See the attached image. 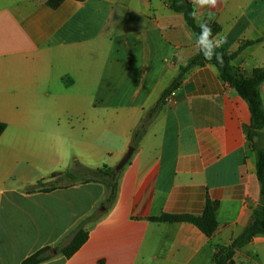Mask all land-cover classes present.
Segmentation results:
<instances>
[{"label": "crops", "instance_id": "0c3cea01", "mask_svg": "<svg viewBox=\"0 0 264 264\" xmlns=\"http://www.w3.org/2000/svg\"><path fill=\"white\" fill-rule=\"evenodd\" d=\"M0 0V264H213L258 204L256 157L246 140L247 104L214 66L189 70L120 171L112 205L97 183L27 191L72 161L114 169L144 112L197 40L167 0ZM196 25L216 23L220 46L245 71L264 67V0H190ZM264 106V83L260 86ZM218 203L217 228L205 237L163 215L200 216ZM87 241L66 259L80 223ZM234 264H264V236L235 251Z\"/></svg>", "mask_w": 264, "mask_h": 264}, {"label": "trees", "instance_id": "16d2710c", "mask_svg": "<svg viewBox=\"0 0 264 264\" xmlns=\"http://www.w3.org/2000/svg\"><path fill=\"white\" fill-rule=\"evenodd\" d=\"M64 1L47 0L46 5L51 9H56ZM167 2L170 10L182 15L186 25L197 40L201 28L200 25H196L194 22V13L190 0H167ZM204 24L211 28L212 36L209 37L211 40L218 34L220 27L216 23L208 22ZM215 52L220 55V60H217L215 55L211 60H207L202 52L198 50V53L185 66H180L178 74L162 92L158 101L144 112L138 126L132 132L130 146L135 148L142 140L151 123L165 105V100L180 86L183 77L189 70L206 64L214 66L220 81L233 89L248 106L250 124L244 128V134L256 157V176L259 183L258 204L253 209L250 221L246 227L230 244L215 247L213 264H234L233 256L236 250L251 243L256 236H264V106L260 95V86L264 83V67L245 71L232 64L237 53H230L222 47H217ZM4 130L5 125L0 123V136ZM119 175L120 172H115L114 169L107 166L92 169L81 165L77 161H72L66 171L53 175L49 182H37L27 191L49 192L57 187L97 183L103 185L107 190V196L101 205L104 210H107L116 198ZM217 208V202L206 199L200 216L163 215L150 220L163 223H188L195 226L205 237L210 238L217 228L215 217ZM101 216V213H93L83 220L74 231L70 242L65 247L54 249L56 253L61 254L66 259L74 255L88 239V233L84 229V225L89 222H96ZM51 250V248H43L23 261L22 264H40L52 257L48 254Z\"/></svg>", "mask_w": 264, "mask_h": 264}, {"label": "clouds", "instance_id": "9594fccd", "mask_svg": "<svg viewBox=\"0 0 264 264\" xmlns=\"http://www.w3.org/2000/svg\"><path fill=\"white\" fill-rule=\"evenodd\" d=\"M199 7H204L206 5L215 6L216 0H197ZM201 32L197 39L198 50L202 52L203 56L207 60H211L215 55L217 60H220V55L215 52L217 47H220L224 42L225 38L217 40L216 38L209 39L212 36L211 28L204 23L200 24Z\"/></svg>", "mask_w": 264, "mask_h": 264}, {"label": "water", "instance_id": "95a60500", "mask_svg": "<svg viewBox=\"0 0 264 264\" xmlns=\"http://www.w3.org/2000/svg\"><path fill=\"white\" fill-rule=\"evenodd\" d=\"M134 148L129 146L126 149V152L124 153V155L122 156V158L120 159V161L118 162V164L115 166L114 171L115 172H120L123 167L127 164V162L129 161L132 153H133Z\"/></svg>", "mask_w": 264, "mask_h": 264}, {"label": "built area", "instance_id": "2783aa9c", "mask_svg": "<svg viewBox=\"0 0 264 264\" xmlns=\"http://www.w3.org/2000/svg\"><path fill=\"white\" fill-rule=\"evenodd\" d=\"M172 94H173V93H172ZM171 96H172V95H170V96L165 100V105L171 103Z\"/></svg>", "mask_w": 264, "mask_h": 264}]
</instances>
